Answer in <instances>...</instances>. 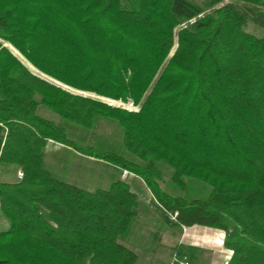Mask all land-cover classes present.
Masks as SVG:
<instances>
[{"label":"trees","instance_id":"16d2710c","mask_svg":"<svg viewBox=\"0 0 264 264\" xmlns=\"http://www.w3.org/2000/svg\"><path fill=\"white\" fill-rule=\"evenodd\" d=\"M0 0V164L22 177L0 182V264H135L120 241L136 196L114 179L86 190L46 167L58 144L137 175L178 226L224 231L226 264H264V0ZM211 8L210 12L205 9ZM66 87L132 101L127 112ZM64 123L115 125L117 146H78ZM207 187L204 197L162 190ZM60 170V169H58ZM56 170V171H58ZM56 173V174H55ZM63 175V174H62ZM63 177V176H62Z\"/></svg>","mask_w":264,"mask_h":264},{"label":"rangeland","instance_id":"374dc122","mask_svg":"<svg viewBox=\"0 0 264 264\" xmlns=\"http://www.w3.org/2000/svg\"><path fill=\"white\" fill-rule=\"evenodd\" d=\"M198 1V0H195ZM233 3L236 4H241V5H247L242 2H237L232 0ZM211 8H206V12H210ZM245 31L248 33L259 37V38H264V29L261 28L260 26L253 24L252 22H248ZM0 42H2L0 40ZM6 45L11 49V51L22 61L24 62L29 69L37 76L40 78L61 87L62 89L69 91L71 93L81 95V96H90L94 99H97L101 101L102 103L106 104L107 106L110 107H116L123 109L127 112H135L138 110L137 105L133 104L132 101H121L119 99H111L103 96H98L94 93H89V92H84V91H79L72 89L70 87H66L62 85L61 83L51 79L50 77L42 74L38 70L34 69L23 57H21L17 51H15L9 44L3 43V45ZM114 101L113 105H109V101ZM127 103H130L131 106L133 107L132 111H128L125 109V105ZM130 106V107H131ZM39 113L41 116L50 119L56 123L64 124L67 135L69 138L74 140L78 146H93L95 148L103 149L107 148L109 146H117L118 141H119V130L115 128V125L112 123H109L107 121H100L97 123V125L92 129V131H87L84 129H81L73 124L69 123H64L59 118L51 111L47 110L46 108H41L39 110ZM45 164L46 167L53 170L54 172L57 173L58 176L61 174V178H64L65 180L72 182L74 184H77L81 186L82 188L90 191H94L96 189H103L106 188L109 184L110 181L114 179H120L124 182L130 181V179H133L136 181L140 187L145 189L147 186L144 184V182L135 174L128 172L126 170L120 171L110 165H104V163L97 161V160H92L89 158H85L83 156H80L79 154L73 153L72 151L63 148L62 146L58 144H52L48 143L46 148H45ZM11 166L8 164H0V180H4V175L8 173V169H10ZM158 168L161 171V176L162 180L159 181V186L162 190L168 192L169 194L173 196H184L187 198L191 197H204L207 194V187L204 186L203 184L196 182V181H187L188 185L185 190H181L177 187H174L173 185H170L168 183L169 180V171L170 169L166 167L163 164H158ZM19 169V168H18ZM60 169V170H58ZM58 170V171H56ZM20 171V169H19ZM21 172V171H20ZM55 173V174H56ZM63 174V175H62ZM131 174V175H130ZM63 176V177H62ZM16 177H17V172H16ZM21 179V178H20ZM16 180H19L18 178ZM143 182V183H142ZM146 195H151L150 190L147 188V191L145 192ZM136 212V211H135ZM167 212V211H166ZM168 213H173V212H168ZM175 213V211H174ZM176 213L173 215V218H175ZM158 215L156 214V211L153 209H150L147 205L144 207L139 206L138 209V216H137V221L138 223L135 224V228L137 231L141 230L144 231L149 228H154L157 230V233L159 231L164 232L165 231V223L166 221L169 222V216L164 212L163 216V221L164 223L162 224H155L156 219H158ZM165 219V220H164ZM135 222V221H133ZM132 222V224H133ZM131 224V226H133ZM130 226V227H131ZM130 229V228H129ZM177 232V231H174ZM224 232V231H223ZM156 233V232H155ZM127 234V233H126ZM125 234V235H126ZM141 240H144L147 244V246L151 249L158 248V252H156L155 258L157 256L160 257V260L158 261L157 264H162L163 262L171 257V264H187L185 260L180 259L173 251L172 255V249L169 248L170 244L173 242V238L170 235H163L162 238H157L154 234L150 236L148 239H141V237H137V241L140 242ZM163 263V264H164ZM152 264H156L154 261V258L152 260Z\"/></svg>","mask_w":264,"mask_h":264},{"label":"crops","instance_id":"0c3cea01","mask_svg":"<svg viewBox=\"0 0 264 264\" xmlns=\"http://www.w3.org/2000/svg\"><path fill=\"white\" fill-rule=\"evenodd\" d=\"M6 131V128L0 124V151ZM8 165L11 167L7 170L8 173L4 175V180H0V182H15L17 179L16 172H18L19 169L13 164ZM126 183L137 199L135 205L136 215L134 218L135 222L132 224L133 226L130 227L127 234L122 237L120 242L134 252L136 255L135 264H152L153 258L157 264L160 260L158 248H149L147 244L143 242L144 240L138 242L137 237L148 239L154 234L160 240L165 233L166 235L172 236L174 239L169 246V248L172 249L171 255L174 251L177 253L178 257L185 260L187 264H226L230 258L231 250L225 248L223 245L225 234L222 230L200 225L178 226L175 218H173L175 213L166 212L153 196L146 195L145 192L147 191V188L145 189L146 191H144V188H141L133 179H130V181H127ZM145 205L156 211L159 218L156 219L155 224H162L165 222H162L164 212L169 216L170 221H166L164 232L159 231L157 233V230L153 227L144 231H137L135 224L138 223V209L139 206L144 207ZM9 227V219L0 210V232L8 230ZM156 252H158L159 255L157 258H155L154 255ZM171 257L172 256L163 263L171 264Z\"/></svg>","mask_w":264,"mask_h":264},{"label":"built area","instance_id":"2783aa9c","mask_svg":"<svg viewBox=\"0 0 264 264\" xmlns=\"http://www.w3.org/2000/svg\"><path fill=\"white\" fill-rule=\"evenodd\" d=\"M109 105H113L114 104V101H109L108 102ZM130 103H127V105H125V109H127L128 111H132L133 110V107L131 106ZM22 177V173L20 171L17 172V178L20 179Z\"/></svg>","mask_w":264,"mask_h":264},{"label":"water","instance_id":"95a60500","mask_svg":"<svg viewBox=\"0 0 264 264\" xmlns=\"http://www.w3.org/2000/svg\"><path fill=\"white\" fill-rule=\"evenodd\" d=\"M5 45V44H4Z\"/></svg>","mask_w":264,"mask_h":264}]
</instances>
